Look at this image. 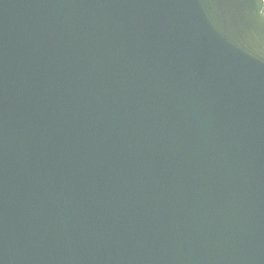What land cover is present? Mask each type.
I'll list each match as a JSON object with an SVG mask.
<instances>
[{"label": "water", "instance_id": "1", "mask_svg": "<svg viewBox=\"0 0 264 264\" xmlns=\"http://www.w3.org/2000/svg\"><path fill=\"white\" fill-rule=\"evenodd\" d=\"M0 264H264V0H0Z\"/></svg>", "mask_w": 264, "mask_h": 264}]
</instances>
